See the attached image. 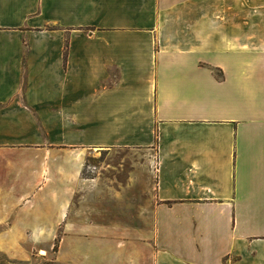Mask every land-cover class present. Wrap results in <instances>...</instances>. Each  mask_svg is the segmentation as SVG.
Segmentation results:
<instances>
[{
    "label": "crops",
    "instance_id": "1",
    "mask_svg": "<svg viewBox=\"0 0 264 264\" xmlns=\"http://www.w3.org/2000/svg\"><path fill=\"white\" fill-rule=\"evenodd\" d=\"M57 228L59 264H264V0H0V250Z\"/></svg>",
    "mask_w": 264,
    "mask_h": 264
},
{
    "label": "rangeland",
    "instance_id": "2",
    "mask_svg": "<svg viewBox=\"0 0 264 264\" xmlns=\"http://www.w3.org/2000/svg\"><path fill=\"white\" fill-rule=\"evenodd\" d=\"M87 157L88 158L86 159L85 170H84L85 174H88L91 172L90 166L93 161L91 155H88ZM33 189L34 191L39 192L37 191V188H33ZM37 197L35 194L34 198H37ZM54 219L55 217L48 215L41 220L31 222L30 226L34 227L36 225L39 227H43L44 231L42 232V234L48 235L47 227L54 226ZM36 230H37L36 234H38V229ZM59 234H60V229L57 228V232L54 238H44L41 240H33L32 238H30L33 236V234L29 233L28 238L23 240L24 250H9V251L10 253L14 255H18V257L20 258H24L25 256H29V255H31V257L26 260L19 259V258H12L8 256L4 251L0 250V264H59V262L54 258L59 248ZM121 237L122 235L118 236L117 234L116 240L124 241V239ZM120 245L121 244H119V246Z\"/></svg>",
    "mask_w": 264,
    "mask_h": 264
}]
</instances>
